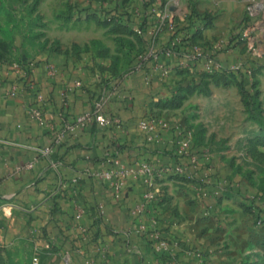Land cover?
<instances>
[{
  "label": "crops",
  "instance_id": "crops-1",
  "mask_svg": "<svg viewBox=\"0 0 264 264\" xmlns=\"http://www.w3.org/2000/svg\"><path fill=\"white\" fill-rule=\"evenodd\" d=\"M165 1L162 9L181 20L192 9L197 13L184 33L188 37L184 46L171 56L157 54L139 70L115 81L110 78L113 82L89 72L84 59H66L48 49L21 62L27 76L18 73L10 59L0 61V253L25 242L37 264H171L157 260L144 232L136 229L143 215L132 210L147 188L142 174L102 177L105 170L118 167L114 162L118 158L125 167L138 168L142 162L153 166L157 198L149 208L158 217L161 234L181 240L183 250L204 251L202 263L175 247L172 252H177L181 264H240L249 254L245 221L249 210L238 191L239 178L221 152L197 144L193 175L160 171L179 162L174 124L183 123L177 112L191 99L174 110H159L154 102L171 94L186 69L190 75L203 71L208 57L225 68L253 58L259 65L256 86L264 88V11L248 20V0ZM161 2L153 0L152 10H161ZM203 14L211 21L193 35ZM243 16L248 26H240ZM162 34L167 43L170 34ZM196 44L202 54L190 59ZM106 84L116 92L103 110L118 118L120 126L90 122L71 129L74 118L92 107ZM32 107L41 109L42 121L29 117ZM148 116L164 122L159 121L152 140L137 126ZM206 166L209 180L204 183ZM202 186L207 194L199 191Z\"/></svg>",
  "mask_w": 264,
  "mask_h": 264
},
{
  "label": "rangeland",
  "instance_id": "rangeland-1",
  "mask_svg": "<svg viewBox=\"0 0 264 264\" xmlns=\"http://www.w3.org/2000/svg\"><path fill=\"white\" fill-rule=\"evenodd\" d=\"M169 1L173 4L176 0ZM152 2L150 0L146 13L154 19V23L142 32L135 23L122 24L120 20L106 16L104 11L133 10L139 14L143 0H0V58L34 60L41 51L48 49L63 54L66 59H84L88 62L89 72L100 73L108 83L113 82L139 70L155 53L172 55L168 51L170 43L162 41V33H173L184 19L162 9L168 1L162 0L161 10L158 11L152 10ZM87 4L89 8H81ZM263 11L264 7L257 15ZM242 22V27L247 24L244 16ZM219 67L218 63L213 71L220 76H212L205 69L190 75L186 69V76L173 86L175 88L179 82L187 84L179 103L162 107L154 105L159 110H174L182 106L186 99H191L184 110L177 112L183 123L178 121L174 128H191L194 147L197 144L207 145L211 151L221 152V158L229 164L233 175L238 176V184L247 188L245 193L251 195L253 192L248 189L255 191L264 185V88L256 86L255 100L248 103L237 81L228 75L232 69ZM225 74L227 77H221ZM163 75L167 73L163 71ZM172 93L173 89L169 96L162 98H169ZM199 191L202 194V190ZM250 195L241 194L245 205H249ZM252 219L254 215L249 211L245 221ZM246 225L251 250L240 264H264V219ZM180 245L181 240H177L175 247L182 248ZM198 250L201 256L196 258L205 263L204 251ZM3 251L0 253V264H32V249L28 243L5 247ZM172 254L181 264L177 252Z\"/></svg>",
  "mask_w": 264,
  "mask_h": 264
},
{
  "label": "built area",
  "instance_id": "built-area-1",
  "mask_svg": "<svg viewBox=\"0 0 264 264\" xmlns=\"http://www.w3.org/2000/svg\"><path fill=\"white\" fill-rule=\"evenodd\" d=\"M263 7H264L263 0H248L245 6L246 18L248 20L255 18L259 10ZM176 39H175L176 41H179L180 36H176ZM168 51L171 52L172 54L176 53V50L172 48L169 49ZM169 52L167 54H169ZM201 54H202V48L194 45L192 47V50L189 51V58L195 59L199 57ZM153 56H154L153 58L155 59L157 57V54L155 53ZM11 64L18 73L27 76V70L22 66V63L20 61L11 60ZM203 67L206 71L212 72L214 69L218 67V63L216 62V60L212 59L211 57H208L207 60L204 62ZM49 68L51 73L55 72V68L53 64H49ZM230 68L234 71L241 68L249 76L250 79L252 78V68L250 64L246 63L245 61H242L238 65H233ZM164 72L167 73V70L164 69ZM76 83L78 85L81 84L80 81H77ZM115 92L116 91L114 87L104 85L101 88L96 99L94 100L92 107L88 110L79 113L74 118V121L71 125V129L83 128L90 122H95L100 126L115 125L119 127L121 124L120 120L118 118L111 117L105 114L103 110L104 104L111 98V96L115 94ZM28 114L29 117L33 120H37V121L43 120L42 111L38 107H32L29 110ZM159 124H160L159 121L153 116L142 117L137 121L138 128L146 132V134L148 135L147 138L149 140H152L157 136V128ZM175 133L178 137L176 141L177 143L176 152L178 155H182L184 160L182 162L179 161L177 164L173 166L163 167L161 168L160 171L167 170L174 174L183 173L188 176H191L195 173L194 169L195 166L197 165V160H198L197 152L193 149L194 147L192 143L193 131L191 128L186 129L184 127L176 126ZM114 162L115 164L118 165V167L112 170H105L104 172L101 173L102 177L104 179H111L114 176L118 177L120 174H133L135 176L142 174L144 183L146 184L147 188L143 191L140 202L136 204V206L132 210L133 214L143 215L142 216L143 220L140 221V223L136 226V229L138 231H143L144 234L147 236V238L150 239L152 250L154 252L161 253L164 251H169L170 253H172L175 246H177V240H169L161 234L158 217L155 213H153V210L149 208L151 202H153L157 198V190L153 188V177H154L153 166L147 162H142L138 168L125 167L122 163H120L118 158L114 159ZM29 165H31V163H27V166ZM191 166H193V169L190 168ZM205 170H206L205 171L206 177L203 176L202 177L203 179L208 178L209 167L206 166ZM117 180L118 181L115 182V184L117 187H119L121 181L118 178ZM208 180L205 179L204 183H207ZM200 190H202V194H207V189L204 186H202ZM98 208L102 214H105L102 205H99ZM79 216L80 213L78 212L76 214V217ZM187 252L188 254H191L195 257L201 256L200 251L196 248L189 249ZM200 260L202 261V259ZM172 261H173L172 264H179L175 258ZM37 263H38L37 257H33L32 264H37Z\"/></svg>",
  "mask_w": 264,
  "mask_h": 264
},
{
  "label": "trees",
  "instance_id": "trees-1",
  "mask_svg": "<svg viewBox=\"0 0 264 264\" xmlns=\"http://www.w3.org/2000/svg\"><path fill=\"white\" fill-rule=\"evenodd\" d=\"M150 5V0H143V7H142V11L139 14H136L133 10L130 11H118V10H112V9H105V15L110 17V18H116L118 20L121 21L122 24H126L128 22L130 23H135L137 25V27L139 28L140 31L145 32L147 31V27L150 24L154 23V19H152V17L146 13V9L149 7ZM90 6L84 5L81 8L83 9H87ZM80 8V9H81ZM197 15V13H194V10H190L184 18V21L179 25L176 26L174 28L173 33L170 34V39H169V43H170V47L176 51H179L181 49L182 46H184L183 41H185L188 37L184 36V33H187L188 30V26L191 22H193V16ZM211 21L210 16L208 14H203L200 17V22L198 23V25L196 24V27L193 31V35H195L203 26H206L207 24H209ZM182 34V35H181ZM178 35L180 36L179 41H176L174 39V37ZM172 39V40H171ZM4 59H10L11 60H15L12 58H0L1 60ZM153 59V58H152ZM156 59V58H155ZM21 59L18 58L17 61H20ZM20 62H24V61H20ZM246 63L250 64L251 68H252V78L250 79L249 76L244 72L243 69L239 68L237 70H231L228 75L231 78H234L238 85L240 86V89L242 91V93L245 95V98L248 99V103H250L251 101L255 100V96L257 95V89H256V84H255V79L253 78L255 71L259 68V65L256 64V61L251 58L248 57L245 60ZM222 73V72H221ZM210 75L214 76H220L221 74H219L216 71H212L211 73H209ZM221 77H227V75H223ZM184 90H187V84L185 83H180L178 85L175 86V88H173V93L169 98H159L156 102H154L155 105H160L162 106H173L179 103L180 99L184 96ZM250 101V102H249ZM251 108V107H250ZM254 114V113H252ZM260 115V114H259ZM259 115L258 118L260 117ZM177 159L178 161H183L184 158L182 155H177ZM238 191L242 194V195H250V193H245L247 191V188H242L240 186V184L238 185ZM249 192H253L250 195V199H249V205H245L246 209H248L253 215H254V219L252 220H248V224H252L255 220L258 219H264V185H260V188H257L255 191L248 189ZM143 237L146 241V243L149 245L151 252L153 254V256L160 260V261H169L171 262L175 257V254L173 255L172 253H170L169 251H164L161 253H156L152 250V245H151V241L150 239L147 238V236L145 234H143Z\"/></svg>",
  "mask_w": 264,
  "mask_h": 264
}]
</instances>
